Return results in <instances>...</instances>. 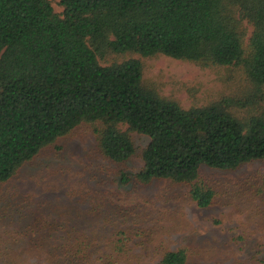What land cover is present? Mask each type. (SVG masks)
Masks as SVG:
<instances>
[{"label":"trees","instance_id":"16d2710c","mask_svg":"<svg viewBox=\"0 0 264 264\" xmlns=\"http://www.w3.org/2000/svg\"><path fill=\"white\" fill-rule=\"evenodd\" d=\"M58 1L61 14L52 0H0V185L81 126L115 165L136 154L130 132L147 136L144 167L121 172L118 185H186L200 208L217 197L203 167L264 161V0ZM127 55L235 67L251 85L248 102L262 111L240 118L231 101L184 108L146 84L140 59L103 64ZM128 241L120 231L113 251L126 254ZM94 246L70 234L61 264H94ZM187 263L182 249L157 264Z\"/></svg>","mask_w":264,"mask_h":264},{"label":"rangeland","instance_id":"374dc122","mask_svg":"<svg viewBox=\"0 0 264 264\" xmlns=\"http://www.w3.org/2000/svg\"><path fill=\"white\" fill-rule=\"evenodd\" d=\"M52 4L63 12L58 0ZM132 58L143 62L147 85L184 108L231 101L239 104L240 118L264 108L248 102L251 85L235 67L138 55L109 56L103 64ZM130 135L136 154L126 165L107 161L91 128L81 126L0 185V264H61L60 248L70 234L94 242V264H157L166 252L182 249L187 264H264V161L237 170L203 167L201 178L217 197L200 208L186 185H118L121 172L142 170L150 144L145 135ZM120 231L129 239L121 255L111 246Z\"/></svg>","mask_w":264,"mask_h":264}]
</instances>
